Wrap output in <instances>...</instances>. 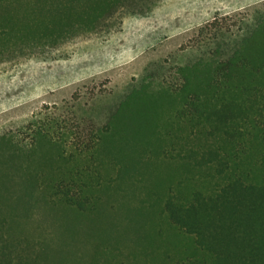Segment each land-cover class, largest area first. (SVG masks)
I'll list each match as a JSON object with an SVG mask.
<instances>
[{
    "label": "trees",
    "instance_id": "trees-1",
    "mask_svg": "<svg viewBox=\"0 0 264 264\" xmlns=\"http://www.w3.org/2000/svg\"><path fill=\"white\" fill-rule=\"evenodd\" d=\"M156 1L0 0V64L108 34ZM217 26L105 125L40 112L0 136V264H264V15L243 35ZM118 197L133 206L124 234L97 219L90 252L80 221Z\"/></svg>",
    "mask_w": 264,
    "mask_h": 264
},
{
    "label": "rangeland",
    "instance_id": "rangeland-1",
    "mask_svg": "<svg viewBox=\"0 0 264 264\" xmlns=\"http://www.w3.org/2000/svg\"><path fill=\"white\" fill-rule=\"evenodd\" d=\"M261 15L264 0H157L142 13L123 14L108 34L71 38L44 55L1 63L0 136L22 129L40 112L69 118L72 109L105 125L133 89L143 83L156 88L197 59L207 42L201 30L217 23L243 35ZM108 209L90 223L80 221V227L96 237L104 229L96 221L104 219L110 238L123 233L133 206H124L118 197ZM97 241L90 237L85 244L90 252Z\"/></svg>",
    "mask_w": 264,
    "mask_h": 264
}]
</instances>
